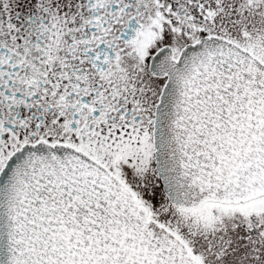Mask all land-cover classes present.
I'll use <instances>...</instances> for the list:
<instances>
[{
    "label": "snow or ice",
    "instance_id": "6c2138e0",
    "mask_svg": "<svg viewBox=\"0 0 264 264\" xmlns=\"http://www.w3.org/2000/svg\"><path fill=\"white\" fill-rule=\"evenodd\" d=\"M0 264H264V0H0Z\"/></svg>",
    "mask_w": 264,
    "mask_h": 264
}]
</instances>
